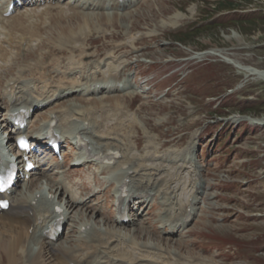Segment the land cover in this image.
<instances>
[{"label":"rangeland","instance_id":"obj_1","mask_svg":"<svg viewBox=\"0 0 264 264\" xmlns=\"http://www.w3.org/2000/svg\"><path fill=\"white\" fill-rule=\"evenodd\" d=\"M115 1L116 0H114V2ZM188 1L191 0H159L154 1V6L156 3H160L159 5H163L165 8L170 9V12H177L178 9H181L182 11L179 13L185 17L181 22H183V25H186L202 16L200 14L202 0H198L195 4H190L191 7L195 6V13L192 15L188 12ZM88 6L87 10L85 7L81 10L78 5H71L69 8H72V11L68 12L64 6L60 5L55 7V11H52L53 6L50 5L40 13L38 12L39 19H37L35 24L36 29L25 30L18 34H29L34 36L35 34H40L45 29L50 31L47 33L51 37V40L44 38L47 37V35H42V38L38 42L39 47H46L47 50L38 52L32 50L30 46L22 57L17 58L21 60H16V63H27L26 67L30 70L29 72L27 71V73L31 74V72L36 69L35 67L44 64L45 60L43 59L46 57V54H50L51 51L57 49L55 46H59L60 49L71 47L70 50L73 53H77L79 56L77 62H80V66L82 61L81 58L87 55L110 57L111 54L119 52L122 54L115 59L118 60L123 57L126 59L129 58L133 54V51L127 49L128 45L123 44L124 42H115L104 31L109 24L114 25L121 15L114 12L117 14L116 17L113 12L110 13V15L109 13H105L103 11V5L99 8L92 4H88ZM203 8L207 10L204 12V16L211 13V11L207 9L208 6L204 5ZM240 11H255L256 14L259 11H264V0H244L240 5ZM44 13H49V21L46 25H43L46 21L43 15ZM35 14L37 13L21 14L14 19L25 23L30 16ZM148 15L151 16L150 13H148ZM131 17L132 15L130 14V18ZM220 18V21H224L225 24H219L220 21L217 20L214 23L215 25L205 27L198 35L191 36L187 39V43H189L186 45L187 47L194 49L210 48L209 50H215V55L204 56L202 60H193L198 61L196 63L199 64L196 68L192 69L184 85L180 86L178 84L171 89V94L179 93L177 97L173 95L174 98L172 99L163 96V92L166 90L165 86L169 84V81H165L162 84V89L158 91L156 95L153 93L145 94L144 92H142V95L144 97L146 95H151L156 99L162 97L161 99L165 101L161 105H153L152 109L146 110H151L150 117L152 118V124L154 126H159L160 123H163L162 121H164V119H171L172 124L175 125L184 123L189 131V135H191L196 130L202 128L205 122L209 121V123L215 125L210 131H207L203 138L195 137V141L198 144V153H202L201 160L205 164L202 168L203 170L208 168V175L206 178H202L200 188L207 179L209 183L215 182L216 187L213 188L207 185V188L210 189L206 191H209L211 195L215 193L218 194V197H212L211 199L214 201L213 204H215L212 209H206L205 201L203 199L200 200L201 202H199L198 205L197 215L199 213L201 215L202 209L205 208L206 213L208 212L207 214L212 216L214 220H209L208 215L206 216L204 214L206 219L203 218V216L198 217L197 221L190 225L188 231L189 233H194L192 229L194 228L197 232L201 233L198 236L199 240L202 239V234H204L206 235L204 239L208 240L206 244H222V246L217 247V249L215 247L212 248L216 250H211V246L208 249L206 247L207 252H204L201 251L199 246L191 247L189 245L187 247L185 242H187L188 245L189 239L183 242L181 240L183 235L175 234L174 240H172L173 244H170V247L179 252L180 256H178L177 260L180 258L182 259L183 256L189 255L191 259L194 258L195 261H197L196 257H199L210 261V264H264V122L253 123L260 118L264 119V72L262 75L258 73V70L264 71V24L252 23L243 25L240 22H235V19H232V15ZM230 19L231 21H229ZM66 20L67 22H65ZM148 20L149 18H136L138 25L143 28L144 26L150 27ZM161 20L170 23L168 28L174 24V19L170 18L169 14L161 15L158 21ZM228 21L230 24H227L229 23ZM7 25L10 30L15 31V29L10 27V24ZM97 30L103 31V33L93 36L92 33ZM153 30L154 28L152 27L147 32L149 37L148 44H150L152 48L149 54H147L148 57L165 61L170 59V56L175 55V53L191 54V51L184 47L185 45L174 43L171 40L168 41L166 36H155L152 32ZM110 36H114V34ZM100 40H102V42H100ZM89 46L94 47L92 53L86 52L88 49H86V47ZM30 53H32L33 59H35L33 64H31V61L26 57L28 56L27 54ZM37 53H43L45 55L39 59L36 58ZM226 55H229V59L231 60H226L228 57ZM5 57H9V55H5ZM85 59L90 58L87 57ZM32 66L34 69H31L33 68ZM125 66H130V63H126ZM81 68L82 71H86L82 66ZM147 68L146 64L140 66V70L143 71ZM114 73L116 72H111L110 74ZM130 73H133V69L127 72L126 75ZM71 77L72 76H69V78ZM69 82H78L79 84V80ZM2 84L3 82L0 80V85ZM142 88L144 89L145 86H142ZM115 93L116 92L104 98H93L91 100L93 108H96V111H98L100 107H103L101 110L103 112L107 111V108H111L114 111L119 109L120 106H118L115 103V99L112 98ZM207 93L212 97L207 98ZM126 94L127 93L121 95L120 100L123 101L124 105L127 107H131L133 100L137 98V94L134 95L132 99H127ZM118 95H120L119 92ZM204 98H206V100L224 98L222 101L223 107L219 109V111H228V113L232 112V114L226 117H215L212 112L213 107H211V105H205L206 101H204ZM104 99L112 103H109L107 107L106 104L102 103ZM80 100L83 99H79V101ZM121 101H119V105ZM83 102L85 101L83 100ZM180 104L187 111L186 116L181 114V110L179 109ZM248 107H253L255 110H244ZM140 109H144V107L140 106L138 110ZM243 110L245 113L242 112ZM146 111L144 110L140 115L133 111H130L129 114L136 117L138 129L142 134L147 135V137H156L157 133L149 130L146 122H144V119L148 117ZM122 113L123 112H121V114ZM235 114L242 115V117L234 120L232 116ZM107 117H109V115H107ZM116 121L117 118L113 117L107 122V127L114 124ZM130 124L133 127L135 126L133 122H130ZM162 129L165 130V127ZM135 133L134 130L133 135H135ZM173 140H175V138H170L167 141L171 142ZM187 140L180 145L162 146L156 154L169 158V152L171 150V158H173L176 155L174 150H181ZM137 141H140V138H138ZM128 142L129 144H133V138L129 139ZM140 150L141 146L134 148L132 153L138 154ZM165 164L171 172L174 171L175 168L172 167L171 163L167 161ZM155 166L158 168L161 167L158 161ZM67 170L69 174H71L70 169ZM78 171L80 173L87 172L88 175H90L91 170L82 168ZM186 182H189V180ZM84 185L86 184L84 183ZM34 186L35 184L33 187ZM33 187H31V189H34ZM46 188L48 187L43 188L42 191ZM184 192L185 190H182V194H180V197L183 199L184 196H186ZM207 206V208H211V202H208ZM223 216L225 218L222 220L221 218ZM89 220H91V218H89ZM91 221L100 225L97 217L93 218ZM119 230L121 231V229H117L116 231ZM31 231L32 230L29 229V232ZM144 231V228L142 230L138 229L136 233H143ZM129 233H131V231H129ZM151 235L150 233H146L142 235V238L151 237L154 239L155 236ZM120 236H125V234L120 232ZM160 241V243L170 242V240H163L161 238ZM137 242L138 241H135L136 244ZM191 242L195 243L196 241L191 240ZM148 244L151 245V243ZM112 245L115 247L117 244L112 243ZM29 246L32 247L33 245L30 243ZM156 246L158 245L156 244ZM148 248H151V246H148ZM167 251L171 253L170 250ZM5 260L6 257L3 256L0 259V264H6Z\"/></svg>","mask_w":264,"mask_h":264},{"label":"bare ground","instance_id":"obj_2","mask_svg":"<svg viewBox=\"0 0 264 264\" xmlns=\"http://www.w3.org/2000/svg\"><path fill=\"white\" fill-rule=\"evenodd\" d=\"M116 1L119 2L118 0H116ZM81 2H84L86 4L88 3V4L95 5L98 8L104 4V0H91V1L80 0V3ZM115 15L117 17V14H115ZM95 17H96V15H95ZM113 17H114V15H113ZM2 27L4 28V30H6V31H4V30L1 31V32L6 34V38L0 42V58L1 57L4 58L5 55H9V56L11 55V50L9 49L8 45H5V43H8L10 46H12L13 41H19V44L17 45V53L13 54V59L16 61L17 58L22 57L25 54V52L29 49V47L31 46L30 41L32 40L33 36L29 35V38H27L25 36L27 34L19 35L16 31L10 30L8 28V25H6V23L4 21H2ZM25 43H26V46L24 49H22V47ZM123 44H126V43H123ZM22 52H24L23 55H22ZM44 55L45 54H43V53H37L36 58L41 59L42 56H44ZM104 62H105V60H103V63ZM30 63L33 64V62H30ZM34 63H36V62H34ZM81 66L85 70H87L88 69L87 66H93V62L81 61ZM5 68L11 70L12 65L6 64ZM25 68H27V67H24L22 69L23 73L30 71L29 69L26 70ZM35 68L36 69H39V68L42 69L40 71L41 77L49 76L47 74L50 73V70H49V68L45 67L44 65H40V66L35 67ZM258 71H259L258 73L261 75L264 72L261 70H258ZM98 74H99V71L97 72V75ZM109 76L113 80H117L119 78V74L117 72L114 74H110ZM98 77L99 76H96L93 80H95V81L98 80L99 79ZM21 81H23V80H20V76H16V79L11 83V89L12 90H11V92H9V95L14 94L16 96L15 104L19 103V101H20V96L18 95L20 92L19 91L20 86L18 87V84ZM16 83H18V84H16ZM105 83H106V79L100 83L101 86L98 84L97 86L92 88L91 93H95L98 91L101 92L104 90L116 92L115 95L112 96V98L115 99V103L119 106V101H121L120 100L121 95H118V92H121L123 89H125L128 86L127 85L128 82L123 84V85L120 84V82L119 83L118 82L113 83V84H108V83L105 84ZM76 86H79L78 82H67V83L64 82V83H60L54 89L44 91V92H46L44 97L42 96L44 93H40V95L43 97V100H45L44 99L45 97L48 98V97L52 96L55 92H57L58 94H62L66 90H73L71 92H74V91H76V88H75ZM20 88H21V90H23L22 87H20ZM87 90L89 91L90 89L88 88ZM21 97H22V94H21ZM99 101H100V99H99ZM79 102L82 103L83 100H80ZM2 103L3 102H1V104ZM29 103L31 105L34 104L33 101H30ZM110 103H112V102H110ZM75 105L76 104L70 103V108L67 109V112H74L75 111L74 110ZM102 109H103V107L99 108V110H102ZM93 111H96V108L91 109V112H93ZM78 114L80 116V119H82V120L86 119L85 113H82V114L78 113ZM254 122L263 123L264 119L260 118L258 121H254ZM98 126H100V124H98ZM6 131H7V128H6ZM10 133H11V130L9 131V134ZM137 142H139V141H137ZM113 145H115L116 148L121 147V144L118 142L114 143ZM110 146H111V144L108 143L106 145H99L98 147H96L97 149L96 148H94V149L96 152L103 151V154H105L106 153V152L104 153L105 149L110 147ZM121 152L123 155V151H121ZM191 154H192V152H191ZM81 160H82V158H81ZM134 161H135V158H134ZM184 161H186V163H193L195 166V169H196L197 164L192 161V158H189V159L187 158V160H185V157H184ZM183 166L187 167V164H184ZM147 167H149V166H147L146 164H144L142 162H138L134 166L129 165L125 169L124 176L129 177V174H130L129 171L132 170V172H133V169L135 168L134 174L131 176V178L133 181H135V180L141 181L140 186L138 188H135V189H137L136 191H138V190L144 191L145 190L146 194H148V196L150 198H152V195H156V192L159 194L160 193L168 194L167 195L168 202L173 201L174 198L177 197V195L175 193V188L171 184L173 181H170V183H168V185H166L165 189H162L160 187V185L163 184V182L155 181V179H153V178L151 179V176L144 174L146 172ZM43 175L47 177V175H45V174H43ZM136 175H139V176H137L135 178ZM32 180H33V177L31 178L30 181H28L26 183V185L28 186L29 182H31ZM143 180H146L147 182H145L143 184ZM201 180H202V178H199L198 180H196V182H194V185L197 189H200V184L202 182ZM33 185H34V183L30 184L31 187ZM62 188H63V184H58V185L53 184L50 186L48 191L50 193H52L54 195V197L59 198L58 190L59 189L62 190ZM83 189L86 192L89 191V190H87V185H84V184H83ZM162 190L164 192H162ZM35 197L38 198L36 196V194H34L32 192L31 193L29 192V194L25 193V194H19L18 196L16 195V198L14 199L13 204H12V210L0 213V259L3 256L6 257L5 261L7 264H89L90 261L92 260V258L95 259V257L99 253H102L104 251L106 252L107 248L113 247L112 243L118 244L122 237L126 238V236H120V232H121L120 230L119 231L107 230L104 233L99 232L95 228V223L93 221H91L93 218L90 217L91 220H89V218L88 219L86 218L88 214H91V212H89L87 214L84 212L85 214H83L84 208H85V211L87 209H89V207L87 205V200H85L83 198H81V199L77 198V197L70 194V196L67 195V198L65 200L66 209H68L67 218L68 219L72 218L73 220H75V218H78V221H80V222H77L79 224V227H78L79 230H80L81 225L91 223L90 228H91L92 234H94L96 239L99 241V245H100L99 251H96V249L93 248L91 250H87L86 252H82V251H80L82 249V247L80 245H78L77 242H74L76 245H73L74 243L73 244L68 243L67 245H63V244L56 245V244H54V242L48 240L45 233L38 235L37 247H35V248L33 246L30 247L29 244L30 243L32 244V242H30L31 234L36 232L37 229L40 227V225L38 223L41 220L40 219L41 214L39 213V211L38 212L36 211L35 205L33 204V200ZM195 197L197 200L196 195H195ZM147 199H148V197H147ZM143 200L145 201V199H143ZM190 204H191V202L188 203V205L186 206V210L188 209V206H190ZM80 206H82L84 208L81 209ZM164 209L167 210V208L163 207L162 210H164ZM193 210H194V204L191 207V211H193ZM92 211L95 212L96 210L93 209ZM75 214H76V217H75ZM163 216H165V215H163ZM82 220H83V222H82ZM135 220H136V218H133L132 222H135ZM170 221H174V220L170 219ZM44 222H46V221H44ZM185 225H186L185 217L182 216V217L178 218L176 223L173 224L171 226V228H169L168 232L169 233L178 232ZM30 228H32L31 232H29ZM91 238H92L91 246L97 244L96 240L93 237H91ZM79 243L81 244V241ZM105 243H107L106 246H104ZM126 246H128L127 243H126ZM142 246H143V249H141V250L146 251L149 249L148 246H151V245L145 243ZM121 252H123V251H121ZM127 252L129 255H132V252H130V251H127ZM168 253H169V251H168ZM114 256H117V255H114ZM112 258H113V260H111V263H112V261H114V263H115L117 260H115L114 257H112ZM122 259H123V262L121 264H146V260H147L145 258V255L138 256V259L134 260L133 262L128 261V258H125V257ZM180 259L178 261H180ZM91 263H93V261Z\"/></svg>","mask_w":264,"mask_h":264},{"label":"trees","instance_id":"obj_3","mask_svg":"<svg viewBox=\"0 0 264 264\" xmlns=\"http://www.w3.org/2000/svg\"><path fill=\"white\" fill-rule=\"evenodd\" d=\"M242 1L244 0H224V1H220V6L221 7H229V8H236L238 7ZM238 16H236V20L235 22H240L243 25H248V24H256V23H260V24H264V14L262 12H259L258 14L256 13H252L250 16H241L240 14H237ZM197 33V32H196ZM200 33V32H199ZM197 34L194 33V36H196ZM255 110L253 109V107H248L247 110Z\"/></svg>","mask_w":264,"mask_h":264}]
</instances>
